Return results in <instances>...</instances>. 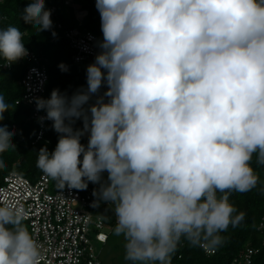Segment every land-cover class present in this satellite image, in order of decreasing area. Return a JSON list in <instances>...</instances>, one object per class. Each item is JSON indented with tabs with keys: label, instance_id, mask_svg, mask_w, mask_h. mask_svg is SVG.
Returning <instances> with one entry per match:
<instances>
[{
	"label": "clouds",
	"instance_id": "9594fccd",
	"mask_svg": "<svg viewBox=\"0 0 264 264\" xmlns=\"http://www.w3.org/2000/svg\"><path fill=\"white\" fill-rule=\"evenodd\" d=\"M95 4L103 40L87 90L35 100L40 120L62 134L54 151L39 150L37 167L61 190L100 185L92 206H112L131 264H171L182 240L218 248L220 233L244 219L230 193L256 188L254 155L264 166V0ZM22 20L38 32L53 26L45 0H31ZM27 55L21 30L0 28V59ZM102 84L107 91L85 108ZM9 108L0 95V121ZM14 135L0 126V154L15 149ZM26 216L0 202V264H40Z\"/></svg>",
	"mask_w": 264,
	"mask_h": 264
},
{
	"label": "trees",
	"instance_id": "16d2710c",
	"mask_svg": "<svg viewBox=\"0 0 264 264\" xmlns=\"http://www.w3.org/2000/svg\"><path fill=\"white\" fill-rule=\"evenodd\" d=\"M30 2L31 0H4V3L0 5V15L5 19L0 22V28L6 29L10 25L18 27L23 33L25 47L36 53L47 64L49 82L44 99L50 98L54 89H59L69 98L77 92L86 91L87 67L94 63L95 59L81 64H76L73 60L74 51L64 37V30L78 26L73 8L65 5L62 0H45V8L50 10L56 8L57 13L56 16L51 17L52 29L38 32L22 20L23 10ZM74 2L88 12L82 29L103 38L100 14L95 0H74ZM58 24L62 25V30L59 29ZM4 63L6 61L0 59V64ZM60 65L66 66L67 71H63ZM27 69L28 62L23 58L12 63L10 70L0 71V95H3L5 102L10 105L9 111L3 114L4 119L0 121V126L6 125L7 128H11L15 124L18 125V130L12 138L15 149L10 148L0 154V159L5 164L4 168H0V186L4 183L5 177L13 171L32 182H37L44 174L36 165L39 150L47 147L51 153L62 135L53 129V122L48 123L44 138L35 143L40 125L38 121L31 119V109L22 102L24 96L22 81ZM105 91H107V85L102 84L99 92L91 96L85 108L94 104ZM73 128L74 130L83 129V119H77ZM80 142L86 145L85 135L81 137ZM251 167L260 178L256 188L246 193L233 191L229 195V202L238 212L244 213L243 221L237 227L233 228L230 225L227 231L220 233L224 242L218 248L212 249L215 253L211 255L204 250L203 246H192L186 240H182L172 256V263L233 264L247 247H251L259 250L255 263L264 264V229L258 230L264 220V166L256 162L254 155ZM106 174L107 172L103 173L102 177L104 178ZM53 182L56 183L54 180ZM99 187V184L89 182L86 190L78 191L86 192L89 188L98 190ZM96 212L105 218L107 225L115 226L116 218L111 208L101 206ZM24 223L30 231L28 223L25 221Z\"/></svg>",
	"mask_w": 264,
	"mask_h": 264
},
{
	"label": "built area",
	"instance_id": "2783aa9c",
	"mask_svg": "<svg viewBox=\"0 0 264 264\" xmlns=\"http://www.w3.org/2000/svg\"><path fill=\"white\" fill-rule=\"evenodd\" d=\"M62 1L73 8L78 21L76 28L64 30V37L74 51V62L81 64L95 59L101 51L98 44L103 38L82 29L88 15L82 6L74 0ZM3 3L4 0H0V5ZM56 13V8H52L51 17L56 16ZM4 19L5 17L0 15V22ZM58 27L63 29L61 24H58ZM24 58L28 62V69L22 81V102L31 109V119L39 122L40 129L35 141L37 143L44 138L47 124L52 123L48 119L40 120V117H46V111H38L35 103L36 98H44L47 93L49 73L47 64L36 53L28 50V55ZM11 67L12 64H0V71L10 70ZM8 130H14L16 133L18 125L15 124ZM84 135L87 146L89 133L85 132ZM94 190L97 189L89 188L86 192H81L65 187L61 190L45 174L37 182H32L13 171L5 177L0 186V202H8L25 210V222L40 246V264H103L98 247L109 242L110 234L106 232L109 225L106 224L105 218L96 212L98 207L92 206L97 199L93 196ZM101 206L113 210L112 206L105 202H101L99 207ZM263 229L264 220L258 230ZM203 247L209 255L215 253L214 250ZM258 253V249L247 247L233 264H256L255 257Z\"/></svg>",
	"mask_w": 264,
	"mask_h": 264
},
{
	"label": "rangeland",
	"instance_id": "374dc122",
	"mask_svg": "<svg viewBox=\"0 0 264 264\" xmlns=\"http://www.w3.org/2000/svg\"><path fill=\"white\" fill-rule=\"evenodd\" d=\"M106 180H107V174L103 178V181ZM114 228H115L114 225H109L106 229V232L110 234V241L108 245L98 247V251L100 253V260L103 264H131V262L126 261L124 259L125 241L123 239V236H117L114 233ZM171 264H178V263L171 262Z\"/></svg>",
	"mask_w": 264,
	"mask_h": 264
},
{
	"label": "crops",
	"instance_id": "0c3cea01",
	"mask_svg": "<svg viewBox=\"0 0 264 264\" xmlns=\"http://www.w3.org/2000/svg\"><path fill=\"white\" fill-rule=\"evenodd\" d=\"M109 241H110V239H109ZM109 243V242H108ZM108 243H107V245H108Z\"/></svg>",
	"mask_w": 264,
	"mask_h": 264
}]
</instances>
